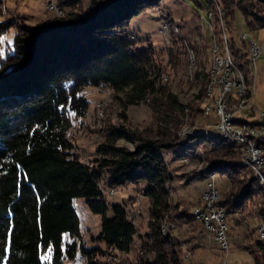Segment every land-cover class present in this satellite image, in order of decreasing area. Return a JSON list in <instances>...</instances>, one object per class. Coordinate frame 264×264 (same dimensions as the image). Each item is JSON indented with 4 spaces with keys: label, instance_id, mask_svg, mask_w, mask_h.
<instances>
[{
    "label": "trees",
    "instance_id": "trees-1",
    "mask_svg": "<svg viewBox=\"0 0 264 264\" xmlns=\"http://www.w3.org/2000/svg\"><path fill=\"white\" fill-rule=\"evenodd\" d=\"M162 1L58 0L63 15L50 13L38 22L0 20V36L14 25L18 29L12 52L0 56V264H61L77 254L85 264H107L108 254H129L139 237L138 254L128 264H186L182 243L174 233H163L162 225L166 216L185 223L196 219L173 201L174 177L165 152L178 159L203 150L208 172L230 181L220 200L228 215L251 208L264 219L263 188L237 144L209 132L212 121L178 140L188 104L161 82L154 46L138 44L128 31L132 18ZM203 8L212 13L219 38L223 21L231 56L251 84L249 52L230 33L237 10L250 29L264 26V0H205ZM195 78L200 98L209 72L197 69ZM105 85L122 108L121 119L102 118L90 161L83 162L69 131L74 119L89 110L82 90ZM145 102L153 124L139 127L128 121L127 111ZM122 139L132 141L133 148L119 144ZM259 144L264 147V140ZM98 180L106 188L130 183L146 198L141 225L134 222L128 201L111 202ZM137 195L131 198L134 204ZM77 198L100 215L95 238L103 245L80 243ZM141 226L146 228L138 233Z\"/></svg>",
    "mask_w": 264,
    "mask_h": 264
},
{
    "label": "rangeland",
    "instance_id": "rangeland-1",
    "mask_svg": "<svg viewBox=\"0 0 264 264\" xmlns=\"http://www.w3.org/2000/svg\"><path fill=\"white\" fill-rule=\"evenodd\" d=\"M199 1L202 6L196 0H163L158 8L146 10L132 18L128 26V31L135 34L138 44L146 47L150 44L154 46L157 51V57L160 58L159 61L162 64L163 69L161 72L168 75V78L166 80L163 79L161 82L163 84L167 83L170 89L179 96L180 100L188 104L187 108L190 109V112H187L186 108L183 121L177 131L179 141L184 139L185 135L186 137L193 136L194 133L190 135L184 132L186 128L187 130L188 128H197V125L205 123L202 122L207 117L204 106L209 101H213L212 98H208L209 101L204 102L205 98L203 99V97L206 96V93L205 95L202 94L200 98L197 97L200 93L201 85L195 78V72L197 69L209 72L213 61V47L217 43L219 44L225 36H227L228 40V35H225L227 34L225 26L222 24L223 21L221 22L222 34L219 38L218 28L215 26L213 16L209 17L207 10L203 8L205 0ZM26 2H34V5L31 6V11L35 12L36 15H41L45 11L46 0H0V20H21V18H24L27 22H34L24 16L26 15L24 14L25 11L29 10L26 8L28 6ZM164 23L168 24V28L163 33L161 26ZM242 32H247V39L243 40L241 38ZM17 33V26L14 25L0 36V56L12 52ZM230 34L235 37L237 43L245 52H249L248 41L253 36L257 42L264 44V26L254 30L250 29L240 10L236 12L234 26ZM251 78V84L245 81L248 94L250 95L246 110L254 112L249 117H244L241 114L244 111H241L235 114V119L244 117L252 122L257 117L259 119L260 112L264 110V53L255 64L251 65ZM82 94L89 102V110L83 117L74 119L69 136L75 144L73 150L80 155L83 162H89L94 144L100 136L96 130L100 127L102 118L106 116L113 119L114 122H119L122 108L118 105L116 99L114 100L113 90L109 86H86L82 90ZM198 111H202V113ZM216 114L217 111L213 105L212 110L209 112L211 116L208 118H212L211 120L214 121V124H218L217 122L219 121V116H215ZM127 116L129 122L139 127H147L153 124L152 110L147 102L131 105L128 108ZM253 117L256 118L251 120ZM210 127L209 132L211 130L214 131L215 128H212L213 126ZM119 144L127 145L130 148L134 146L132 141L126 139L120 140ZM165 153L174 177L170 183L173 201L179 202V208L191 215L190 211L193 206L200 204L202 190L208 183L207 179L209 177L203 175L202 171L209 164L205 160L206 153L200 150L195 157L188 155L185 158L180 157L178 159L173 158L167 152ZM212 172L217 174L215 183H217L220 192L224 193L230 186L229 179L215 171ZM137 194L132 184L129 183L124 187L115 188V194L109 199L113 203L122 202L123 200L128 201L132 212H137L134 214L133 219H136L135 222H139L141 225L143 221H140L139 214L141 210H145L146 198ZM136 195L138 197L136 204H134L131 198ZM76 205L82 226L80 243L87 247L98 244L103 245L95 238L101 227L100 215L92 214L83 198H77ZM257 216L258 213L251 208L238 215L230 214L228 230L230 248L227 257H225L226 251L206 237L205 229L198 220L192 223H185V221L176 222L171 217L166 216L165 230L167 232L164 229L162 230L163 233H174L178 242L182 243L181 253L183 252L182 256L186 264L188 260L205 262L206 264H223L224 260L227 261V264H261V256L258 251L263 245L258 242L256 228L259 216ZM145 228V226H141L138 233H143ZM140 242L141 238L139 237L136 239L135 246L129 254H108L104 261L107 264H117L119 261L128 264L130 260H135L140 249ZM187 254L190 255L189 259H185ZM77 255V260L67 259L65 264H81L79 262L81 256ZM48 257L49 253H45L44 258ZM83 260V264H85L86 261L84 258Z\"/></svg>",
    "mask_w": 264,
    "mask_h": 264
},
{
    "label": "built area",
    "instance_id": "built-area-1",
    "mask_svg": "<svg viewBox=\"0 0 264 264\" xmlns=\"http://www.w3.org/2000/svg\"><path fill=\"white\" fill-rule=\"evenodd\" d=\"M46 9L48 12L52 13L59 12L56 0H46ZM242 33L243 40L247 39V32ZM131 39L136 38L131 36ZM248 45V49H252V57H255V59H258L264 53V44L257 42L254 37L249 39ZM218 57L219 65H223V80L220 83L223 84V91L221 93H226V101H218V97L215 100V102H218V112L215 116H221V124H214L213 121V128H217L225 134H233L237 136L239 142L246 144V154L241 159L243 162L249 163V169L256 179H262L264 181V174H256L257 164H264V148L248 145V141H246V131L252 127H244L242 123H235V114L244 111L247 105L245 103H235V97L230 96V89H239V91H241L240 80H242L243 77L237 76L235 70L232 68V63H229V57L223 54V52L219 53ZM205 115L209 116V105ZM243 116L249 117L248 115ZM260 118H264V114H261ZM263 130L264 126H260L258 138H263ZM215 179L216 177L214 176L207 179V186L202 190L204 205L197 207V210L200 214L201 224L205 229L206 237L226 251L225 257H227L230 248L228 232L229 215L226 207L220 203L222 194L217 183H215ZM104 192L113 196L115 194V188H106ZM260 226L263 228L261 223ZM189 256L190 255L187 254L185 259H189ZM79 262H84L83 257H81ZM187 264L206 263L188 260ZM223 264H227V261L224 260Z\"/></svg>",
    "mask_w": 264,
    "mask_h": 264
},
{
    "label": "bare ground",
    "instance_id": "bare-ground-1",
    "mask_svg": "<svg viewBox=\"0 0 264 264\" xmlns=\"http://www.w3.org/2000/svg\"><path fill=\"white\" fill-rule=\"evenodd\" d=\"M56 4H57L59 12H55V13L59 14V15H63L65 11L61 7L62 5L60 6V4L58 3V0H56ZM206 12L208 13L209 17L212 16V13L210 11H206ZM167 28H168V24L164 23L161 26V31L164 33V31ZM225 31H226V29H225ZM225 35H227V34H225ZM132 37H135V36L133 35ZM241 38L243 39V33H242ZM212 52H213V61H212V65H211V68H210V71H209L210 82H209V86L207 85L206 90L208 89V91L206 92V96H204L203 99L205 98L204 102H208L210 98H212L213 101H211L212 103L209 101V103H207L204 106L205 111L208 109V105H209V112H210L212 110L213 105H214L216 111L218 112V102H215L217 97H218V101H226V93H221L223 91V84L220 83L223 80V65H219V57L218 56H219V53H222V52L227 57H229V63H232V68L235 70L237 76H242L243 77V79L240 80V88L242 90L239 91V89H230V96L235 97V103H245V104H247L248 99H250V95L248 94V88H247V85H246L247 83H245L246 80H245V77H244V74H243L242 70L234 62V60H233V58L231 56L230 48H229V45H228L227 36L223 37V39L220 41V43L219 44L217 43L213 47ZM249 56H250V59L253 62V64H255L258 59H255V57H252V49H249ZM167 76H168L167 74L166 75L164 73L162 74V77L165 80L168 78ZM187 112H190L189 108H187ZM261 114H264V110L260 112V117H261ZM217 123L221 124V116H219V121ZM235 123H242V126H244V127H252V128H249L246 131V141H248V145H254L256 147L264 148L262 145L259 144V141L264 140V130H263V138H258L259 127L260 126H264V118H259L258 119V117H257V119L255 121L250 122V121H248V120H246V119H244L242 117L240 119H235ZM196 129H197L196 127H194L193 129H189L188 128V130L186 128V131H184V132H187V134L192 135L193 133H195ZM214 132L216 134L222 136L223 138H226V139L230 140L231 142L237 144V147L240 150L241 158L243 156H245V154H246V144L239 142V140L237 139V136H234L233 134H225V133L219 131V129H217V128L214 129ZM185 137H186V135H185ZM244 163L247 166H249L248 162H244ZM202 171H203V175H205V176H208V177H213V176L216 177L217 176L216 173H209L208 172L209 171L208 164H207V166H205L202 169ZM256 174H264V164H257ZM258 181H259V183H260V185H261V187L263 188V191H264V181L262 179H258ZM97 184L103 190H105V186H104V183L102 182V180H98ZM105 185H107V184H105ZM203 205H204V196H203V193H202L200 204H198L195 207L193 206L192 210L190 211L191 214L196 218V220L200 221V223H201V217H200V214H199V212L197 210V207H200V206H203ZM136 211H137V209H136ZM139 212H140V210H139ZM136 213L137 212H134L132 214L133 218H134V214H136ZM258 216H259V218L257 219L258 220V224H257L256 232H257V236H258L259 241L263 245V247L258 251V253L261 256V258H260L261 264H264V234H263L264 219L262 218L263 216L261 217L259 214H258ZM135 221H136V219L134 220V222ZM165 221L163 222V225H162V229H164V230L166 229ZM260 223L263 225V228H262V226H260ZM80 263L83 264V262H80Z\"/></svg>",
    "mask_w": 264,
    "mask_h": 264
},
{
    "label": "crops",
    "instance_id": "crops-1",
    "mask_svg": "<svg viewBox=\"0 0 264 264\" xmlns=\"http://www.w3.org/2000/svg\"><path fill=\"white\" fill-rule=\"evenodd\" d=\"M23 1V0H22ZM25 3V2H24ZM26 4L28 5V6H26V8L27 9H29V10H26L25 11V13L24 14H26V15H24L26 18H28V20H30V21H40V20H42V19H44L45 17H47L48 15H49V13H51V12H47L46 11V8H45V11L40 15V14H38V15H36L35 14V12H33V11H31V6H33L34 5V2H26ZM23 16V15H22ZM254 37V36H253ZM255 38V37H254ZM253 112L254 111H248V110H244V112H242L241 114L242 115H252L253 114ZM244 118V117H243ZM256 117H253L251 120H253V119H255ZM212 118H208V117H205V119H204V121H202V122H205L206 124H210L209 122H211L212 120H211ZM245 119V118H244ZM247 120V119H246ZM213 122V121H212ZM210 126H213V124H211V125H209V127ZM211 128V127H210ZM93 214V213H92ZM95 216V215H94ZM99 222H100V220H99ZM66 260L67 259H65L64 261H63V263L62 264H65L66 263ZM71 264V263H70Z\"/></svg>",
    "mask_w": 264,
    "mask_h": 264
}]
</instances>
